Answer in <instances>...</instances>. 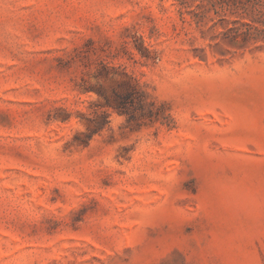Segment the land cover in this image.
<instances>
[{"label":"rangeland","instance_id":"rangeland-1","mask_svg":"<svg viewBox=\"0 0 264 264\" xmlns=\"http://www.w3.org/2000/svg\"><path fill=\"white\" fill-rule=\"evenodd\" d=\"M0 264H264V0H0Z\"/></svg>","mask_w":264,"mask_h":264},{"label":"trees","instance_id":"trees-1","mask_svg":"<svg viewBox=\"0 0 264 264\" xmlns=\"http://www.w3.org/2000/svg\"><path fill=\"white\" fill-rule=\"evenodd\" d=\"M129 90L126 92V94L122 95L118 90L114 89L111 96L105 95L104 93H101V95L105 99V103L99 104L98 106L101 107H107V108H114L119 109L122 112L130 113V118L135 119L137 117L136 114V107H133V110H131L130 105H134V103L141 104L140 107H143L142 104H145L146 94L144 91L140 89V87L137 84H131L128 83ZM98 110H95V113H97ZM101 115L107 119L109 116L108 109L103 110ZM108 121V120H107ZM102 126H98L100 129ZM97 128V129H98ZM96 131V130H95ZM94 133V131H93ZM92 135V133H91Z\"/></svg>","mask_w":264,"mask_h":264}]
</instances>
